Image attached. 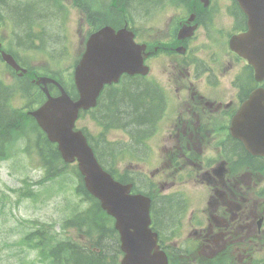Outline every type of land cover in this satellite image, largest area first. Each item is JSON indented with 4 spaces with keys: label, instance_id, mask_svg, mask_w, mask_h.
I'll return each mask as SVG.
<instances>
[{
    "label": "flooded vegetation",
    "instance_id": "1",
    "mask_svg": "<svg viewBox=\"0 0 264 264\" xmlns=\"http://www.w3.org/2000/svg\"><path fill=\"white\" fill-rule=\"evenodd\" d=\"M228 1L233 0H209L207 4L204 0H132V3L118 0L114 10H105L99 6L94 8L78 6L74 14L82 20L85 16L88 17V26L102 21L133 26L136 34L143 36V42L146 41L150 46L145 55V62L150 66V71L145 75H139L140 81L137 85L141 92V102L148 104L154 111L150 126L141 131L143 156L149 159L152 154L157 153L155 161L158 162L164 152H168L167 160L175 163L178 162V157H181L187 164L198 165L203 170L202 175L208 188L206 187L204 195L200 193L198 198L200 201L203 200L204 208L191 213V217H203L199 219L203 226L195 228L194 232L198 239L208 242V247H213L214 250L207 251V255L214 256L230 247V253L235 255V263L244 264V259L252 255L244 240L248 238L253 240L260 232L258 220L254 214L246 213L250 204H244L246 198L243 192L239 191L234 174L228 173L225 160L215 157L210 158L206 164L200 161L198 152L207 148L210 141L201 135L198 138L199 148L191 143L194 132L202 130V123L205 125L209 121L208 117L203 121L204 113L198 111L202 108L197 102L200 99L199 95L214 104H222V94L228 89L229 83L238 85L243 76L236 74L234 80L230 78L234 75L236 66H242L245 71L249 69L245 60L228 48L227 36L213 38L211 33V17ZM213 4L220 7L211 8ZM175 19L177 22L171 25ZM196 20H201L204 29L188 37L184 33L180 35L183 39L179 38V29L176 25L184 26ZM168 22L170 24H167ZM54 29L48 25L46 36L55 48L60 46L55 45L58 37L54 34ZM216 31L222 36L226 28L219 27ZM32 35L26 29H18L16 33L18 51L24 47L21 41H29ZM79 50L82 54L83 49ZM130 78L135 76L129 74L122 76V80ZM132 89L130 84L113 86L111 91L105 96L102 94L101 98L109 103L119 101L121 96H127ZM185 115H188L187 120L184 118ZM188 129L190 132H187ZM154 132H170L175 142H185L187 149L184 150L183 145H177L182 152L175 148L168 150V137L164 136L159 142L162 148L159 154L155 147L146 144L147 137ZM169 174V169L164 170L160 174V179L164 182ZM189 179L193 185L198 183L193 177ZM160 186L164 188L163 184ZM144 188L147 191L153 189L150 186ZM187 196H194V193L183 195L184 198ZM154 200L157 215L169 205L177 212V205H180L171 197ZM240 232H244L242 237ZM106 244L107 249L112 251L113 242Z\"/></svg>",
    "mask_w": 264,
    "mask_h": 264
},
{
    "label": "water",
    "instance_id": "2",
    "mask_svg": "<svg viewBox=\"0 0 264 264\" xmlns=\"http://www.w3.org/2000/svg\"><path fill=\"white\" fill-rule=\"evenodd\" d=\"M107 33H111V47L104 54L98 53L102 57L99 66H97L98 61L95 60L96 56H93L92 67L90 66L92 70L81 67L76 71V81L79 88L82 91H88L90 93L89 97L83 96L77 101L71 99L66 93L56 98L49 97L47 103L35 111L34 114L42 127L48 132L49 137L53 141L59 142V148L65 159L73 161L76 157L78 158L80 169L85 175L87 187L102 199L103 206L109 212L118 217L117 225H119L120 230H130V227L133 226L135 229L136 227L138 228V233L140 228H143V221L144 223L146 222V219L144 220L143 198L128 195L126 187L113 182L111 176L97 162L82 131L73 130L79 108L92 105V103H89L93 96L92 92L98 90L101 85L96 86V82L101 81L100 83H102V81L107 79L104 77L108 74L107 71L100 73V66L107 61H111L112 56L118 57L119 53H122L121 49H128L127 47L118 46L119 38L114 36L111 31H102L96 37L105 36ZM95 51L93 50V52ZM129 53L130 51L126 53V59L122 63L123 67L127 69L133 66L132 57H130ZM102 67L104 68L105 66L103 65ZM98 73L100 74L99 78ZM142 231L143 229L140 233ZM136 242L137 240H135L134 245ZM140 242L142 241L140 240ZM128 258L130 260L126 264H143L142 256H135L134 258L130 256Z\"/></svg>",
    "mask_w": 264,
    "mask_h": 264
},
{
    "label": "rangeland",
    "instance_id": "3",
    "mask_svg": "<svg viewBox=\"0 0 264 264\" xmlns=\"http://www.w3.org/2000/svg\"><path fill=\"white\" fill-rule=\"evenodd\" d=\"M1 10L7 12L9 11V8H6L5 6V8H1ZM51 26L54 27V23H52ZM32 59L34 61L32 64L38 67L43 66L46 62L44 60L45 57L40 56L37 52L33 53ZM50 59L52 61L51 68L60 71V69L55 66L57 58L50 57ZM65 74L62 75L67 79V74ZM137 96L139 97V93H137ZM137 96L132 98H137ZM126 100L130 101V98H126L122 101ZM14 104L17 106H23L24 100L16 98L14 99ZM120 108L121 109L118 111L119 116H121L123 110L122 106H120ZM79 125H87L92 133H96L91 113L84 116V119L80 121ZM136 132L137 135L139 132L138 130ZM110 136L117 138L118 135L116 132H112L110 133ZM18 158L19 159H5L0 163V256L4 254V257H7L10 253V256L7 257L9 259L4 258L0 261V264H24L16 255L12 254L17 252L19 246V244L14 242L20 237L21 233L28 228L29 224H32L33 220L51 221L53 218L63 215L62 204L66 201L64 195L61 194L62 192H58L57 188L59 181L61 180L65 184L70 185V182L66 178L57 176L55 180L52 182L49 181L48 184L45 185H51V183L56 185L55 188H53L55 194L52 197H48L46 194L43 196L42 201L24 199L20 203H17L16 200L18 195L17 193H14L11 188L21 186L23 179L31 182L33 180L41 179L44 175V169L39 165L38 158L34 153H19ZM66 177L69 179L68 175ZM175 214L176 209H173L169 205V207L164 208L160 217L168 220V218L172 219ZM5 251L7 252L4 253ZM29 256V258L32 259L34 254L29 253ZM36 264L41 263L37 262Z\"/></svg>",
    "mask_w": 264,
    "mask_h": 264
},
{
    "label": "trees",
    "instance_id": "4",
    "mask_svg": "<svg viewBox=\"0 0 264 264\" xmlns=\"http://www.w3.org/2000/svg\"><path fill=\"white\" fill-rule=\"evenodd\" d=\"M15 11L19 16H22L21 18L24 19L25 26L29 25V22L34 18L35 15L34 10L32 11L28 8L27 9L18 8ZM132 87L133 89L129 94H127V96H121V101H113L114 103L112 102L111 104L107 105L106 107V112H108L107 119L122 121L126 123L135 132V135L137 133L136 131L138 130L139 133L137 135H139L140 133H142L141 131L145 130L150 126L154 111L151 109V107L148 104L141 102L142 99L141 92H139V88L137 84L133 83ZM137 93H139V97L137 96ZM134 96H137V98L133 99L132 97ZM2 97H3L2 92H0V119H2L4 122L9 120L10 114L6 110H4L3 107L1 106ZM126 98H130V101L129 100L122 101ZM125 104H129V105H125ZM120 106H122L123 108L121 112V116H119L118 113V111L121 109ZM38 134H39V140L37 141V146L38 149L40 150L39 153L44 159L46 164L45 167L47 168V177L51 178L64 171V168L68 169L67 165L63 162L62 157L60 156L56 148V145L50 142L43 133L41 134L38 133ZM78 190L86 195L89 194L83 182H81L80 185L78 186ZM83 220L84 217L82 216V214H77L75 218L70 220V223L81 224ZM165 221L166 220L163 219V222ZM33 238L36 239L37 235L32 233V240ZM76 254H77L76 258H74L73 256V259L76 261V264H102L101 260H103V255L101 254L93 253L87 255L81 252ZM54 256L59 258L60 254L56 253ZM60 260H62V257H60Z\"/></svg>",
    "mask_w": 264,
    "mask_h": 264
}]
</instances>
